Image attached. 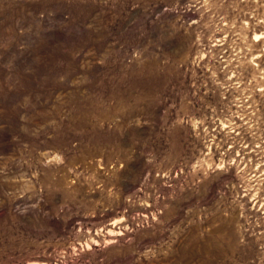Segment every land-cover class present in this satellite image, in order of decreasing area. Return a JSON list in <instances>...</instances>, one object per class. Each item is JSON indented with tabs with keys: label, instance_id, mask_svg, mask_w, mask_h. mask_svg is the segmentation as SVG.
<instances>
[{
	"label": "rangeland",
	"instance_id": "374dc122",
	"mask_svg": "<svg viewBox=\"0 0 264 264\" xmlns=\"http://www.w3.org/2000/svg\"><path fill=\"white\" fill-rule=\"evenodd\" d=\"M201 262L264 264V0H0V264Z\"/></svg>",
	"mask_w": 264,
	"mask_h": 264
},
{
	"label": "bare ground",
	"instance_id": "6f19581e",
	"mask_svg": "<svg viewBox=\"0 0 264 264\" xmlns=\"http://www.w3.org/2000/svg\"><path fill=\"white\" fill-rule=\"evenodd\" d=\"M205 253H206V250H205ZM204 254V250H195V256L196 257H199V256H201V255H203ZM205 256V255H204ZM204 256H203V258H204ZM207 257V256H206ZM199 259H201V258H199ZM203 260H205V259H203ZM198 261V260H197ZM207 262V261H206ZM202 263V262H201ZM205 263V262H204ZM204 263H202V264H204ZM199 264V263H198Z\"/></svg>",
	"mask_w": 264,
	"mask_h": 264
}]
</instances>
